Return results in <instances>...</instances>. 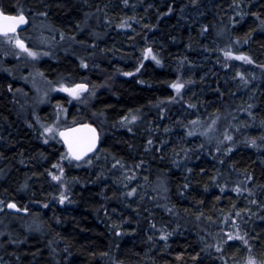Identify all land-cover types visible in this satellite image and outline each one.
<instances>
[{"label": "trees", "instance_id": "16d2710c", "mask_svg": "<svg viewBox=\"0 0 264 264\" xmlns=\"http://www.w3.org/2000/svg\"><path fill=\"white\" fill-rule=\"evenodd\" d=\"M0 8L26 15L20 38L48 57L39 69L55 86L115 74L90 107L56 92L38 111L42 124L67 106L68 126L88 122L101 136L65 164L69 199L59 203L50 170L67 151L25 114L31 89L0 35V264H264V0ZM226 55L250 62L225 65Z\"/></svg>", "mask_w": 264, "mask_h": 264}, {"label": "rangeland", "instance_id": "374dc122", "mask_svg": "<svg viewBox=\"0 0 264 264\" xmlns=\"http://www.w3.org/2000/svg\"><path fill=\"white\" fill-rule=\"evenodd\" d=\"M47 29V28H46ZM37 31V30H36ZM62 37V36H61ZM5 43L9 46V49H11L14 52V55L18 56L19 63H17L18 68L23 70L25 73H20V76L23 77L24 80H26V84L30 86L31 92L30 95L26 97V100L23 101L24 107L26 110L24 111L25 114L30 115L33 120L36 121L38 124V128L43 135L45 139H53L55 136H58V131L62 128H65V126H68L69 122V112L68 107H60V105H54L55 109V115L56 116H49L48 121L45 123L42 121V124H39L40 118L39 116V109L48 104L51 100V97L56 94V92L64 93L69 103H78L80 105H84L87 107H90L91 100L94 98V95L96 94L97 90H99V87H109L111 81L113 80V77L115 74H109L105 76L104 81H101L98 84H92V87L87 85V88H83L84 90H79L75 88V84L71 86H55L51 82H49L40 72L39 64L41 58H46L47 56H44L42 52H39L38 50H33L32 48H28L25 44L24 47L28 51L22 50L20 47L17 46V40L21 39L19 35L16 33L14 34H8L7 36L4 35ZM45 42V43H44ZM39 44L43 45H49L46 42V39H40L38 40ZM32 52L35 53L34 56L29 55L28 53ZM227 57L224 58V64L226 65L231 57H240L241 55H226ZM48 58V57H47ZM245 61V60H243ZM249 62V60L247 61ZM182 81H177V85H182V87L179 88V91L182 90L183 84ZM72 90H76V94H72ZM179 91L176 89L175 93V100L176 97L179 95ZM173 100H169V102H172ZM83 108V107H82ZM84 109V108H83ZM85 110V109H84ZM89 108L87 109L86 115H89L88 112ZM79 114V110H75L74 115ZM41 117V116H40ZM54 117V118H53ZM132 118V117H129ZM42 119V118H41ZM52 119V120H51ZM133 119H136V117H133ZM131 119V120H133ZM129 119L123 120L124 123H127ZM102 132V131H101ZM70 155L69 154H63L59 160H57L51 170H50V176L53 179V176L57 177V179H53L57 184L60 186V193L53 197L52 200L57 201L59 203H64L68 201L69 199V193H68V185H67V178L68 173H65V164L70 163ZM83 164H89V162H84ZM35 205H46L45 203L36 202ZM5 222V221H4ZM3 222V224H4ZM250 261H253L254 264H257L252 258H248L246 260V264H249Z\"/></svg>", "mask_w": 264, "mask_h": 264}, {"label": "water", "instance_id": "95a60500", "mask_svg": "<svg viewBox=\"0 0 264 264\" xmlns=\"http://www.w3.org/2000/svg\"><path fill=\"white\" fill-rule=\"evenodd\" d=\"M0 13H3L4 15H10V16L19 15V14L6 13L1 8H0ZM23 15L25 17L26 23L18 25L16 28V31L22 30L28 26V18L26 17L25 14H23ZM0 23H2V21H0ZM9 33H14V32H9ZM0 34H3V33L0 32ZM78 86H83V88H87V84H85V83H78L75 86V88L78 89ZM91 129H94L95 132L94 133L91 132L90 131ZM61 133H63L64 135H61ZM58 136H59L61 142L63 143L64 147L66 148V150L69 152V154L71 155V157L73 159H75L73 156V152H80L87 146L86 143L78 144L77 141H79V140L90 141L94 136V138H95L94 147L92 148L91 151H87L86 154H83L81 156V158L78 160H83L86 157H88L89 155H91L92 153H94L99 148L100 137H101L98 128L95 125L88 123V122L77 123V124L62 128L58 131ZM70 144L72 145L73 152H70V150H69ZM75 160H77V159H75ZM9 204L15 205L14 208L8 207V209L10 211H12V212H24V209H21L20 207H18V205L16 203L10 202Z\"/></svg>", "mask_w": 264, "mask_h": 264}, {"label": "snow or ice", "instance_id": "6c2138e0", "mask_svg": "<svg viewBox=\"0 0 264 264\" xmlns=\"http://www.w3.org/2000/svg\"><path fill=\"white\" fill-rule=\"evenodd\" d=\"M0 21H2V23H0V32H2L5 36H7L9 32H15L18 25L26 23L25 17H24V15L22 13L17 15V16L4 15L3 13H0ZM17 46L20 47L24 51H28L24 47L23 43L20 42L19 40H17ZM28 54L32 55V56L35 55V53H32V52H29ZM153 58H155V57H153ZM236 59H241V60L248 61V57H244V56L236 57ZM173 87H176L177 91H179V88L182 87V85H173ZM78 89L79 90H84L83 86H78ZM72 94L75 95L76 94V90H72ZM90 131L93 132V133L95 132L94 129H91ZM61 135H64V134L61 133ZM77 143L78 144L86 143V145H87L80 152H73L72 145L71 144L69 145L70 152H73L74 158L78 160V159L81 158V156L83 154H86L87 151H91L92 150V148L94 147V144H95V138L93 136V138L90 141L79 140V141H77ZM53 179H57V177L53 176ZM8 207L14 208L15 205L9 204ZM236 238H240V237H236ZM249 264H254V262L250 261Z\"/></svg>", "mask_w": 264, "mask_h": 264}, {"label": "flooded vegetation", "instance_id": "af4514ba", "mask_svg": "<svg viewBox=\"0 0 264 264\" xmlns=\"http://www.w3.org/2000/svg\"><path fill=\"white\" fill-rule=\"evenodd\" d=\"M27 28V27H26ZM26 28H24V29H22V30H19V31H16V32H14V33H16L17 35H19V37H20V34H21V32L22 31H24ZM14 33H9V34H14ZM0 35H4V34H0ZM19 41L20 42H22L23 44H24V42H23V40L22 39H19ZM78 84V83H77ZM75 86H76V84H75ZM65 127H67V126H65ZM67 151V150H66ZM67 154H69V152L67 151ZM70 155V154H69ZM71 156V155H70ZM90 156V155H89ZM87 158V157H86Z\"/></svg>", "mask_w": 264, "mask_h": 264}, {"label": "bare ground", "instance_id": "6f19581e", "mask_svg": "<svg viewBox=\"0 0 264 264\" xmlns=\"http://www.w3.org/2000/svg\"><path fill=\"white\" fill-rule=\"evenodd\" d=\"M32 19V18H31ZM30 21V20H29ZM32 21H33V19H32ZM38 22V21H37ZM30 23V22H29ZM30 24H32V23H30ZM30 26V25H29ZM35 27V26H34ZM33 28V27H32ZM50 29V28H49ZM45 30V29H44ZM47 30V29H46ZM47 31H49V30H47ZM53 31H55V30H53ZM34 32V31H33ZM35 32H38V31H35ZM34 32V33H35ZM33 33V34H34ZM51 33H52V31H51ZM33 34H31V35H33ZM44 34H46V33H44ZM48 34V33H47ZM37 35V34H36ZM40 36V35H39ZM46 35H44V37H45ZM56 36V35H55ZM38 38V40H39V37H37ZM33 39V38H32ZM36 39V38H35ZM43 39V38H42ZM32 41H34V40H32ZM48 42V41H47ZM45 43V42H44ZM64 48H65V46H64ZM14 60V59H13ZM13 67V66H12ZM47 112V111H46ZM50 113V112H49ZM39 115H40V113H39ZM47 115V114H46ZM51 116V115H50ZM42 117V116H41ZM40 117V118H41ZM48 117V116H47ZM31 118V117H30ZM42 118H44V117H42ZM42 120V119H41ZM45 120V119H44ZM47 120V119H46ZM35 124V123H34Z\"/></svg>", "mask_w": 264, "mask_h": 264}]
</instances>
